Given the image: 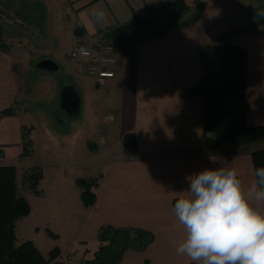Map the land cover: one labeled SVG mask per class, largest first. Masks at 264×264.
Returning a JSON list of instances; mask_svg holds the SVG:
<instances>
[{"label": "crops", "instance_id": "1", "mask_svg": "<svg viewBox=\"0 0 264 264\" xmlns=\"http://www.w3.org/2000/svg\"><path fill=\"white\" fill-rule=\"evenodd\" d=\"M172 1L75 0L73 5L79 7L73 13L68 11L60 15L62 11H58L59 15L37 23L29 15L23 17L18 10L20 1L12 0L11 9L24 19L25 25L12 34H5L0 29V44L6 43L0 47V111L15 109L14 114L0 119V160L13 150L22 153L24 129L33 127H29L25 122L27 119L21 115L30 108L29 100L42 104L44 100H53L57 96L61 99L62 90L72 87L81 99L80 113L75 119V124L81 129L80 119L83 114L88 116L91 108L89 99L87 103L84 101V91L89 94L94 87L100 90L104 85L109 88L113 104L119 105V120L112 128L113 134L107 130L100 133L98 140L91 135L81 139L89 151L100 150V144H105L103 151L109 155L114 151L118 163L124 164L119 172L123 171L132 178L138 175L146 177L149 183L158 181L165 185L170 177L189 174L190 171L184 169H189V160L196 157L192 154L198 155L204 148H216L204 143V100L192 93L191 88L202 78L201 50L216 44L223 33H230L231 41L243 46L248 53L249 109L245 122L249 126L264 125V15L260 10L264 6L263 0L259 3L254 0H187L190 11L183 23L163 36L156 33L145 36L136 45L134 58L120 53L114 77L90 75L83 62L68 57V50L74 44L107 40L104 34L108 30L130 22L138 15L160 10L165 21L168 18L167 7ZM201 4L204 5L203 12L193 20ZM252 8L257 12L253 13ZM100 12L104 14L102 19L96 15ZM190 20L193 21L184 23ZM256 21L260 26H255ZM43 59L55 61L58 69H40L37 65ZM106 104H109L108 100ZM54 107L48 113L45 110L46 116H42L53 140L59 143L64 138L58 131L69 121L60 124L56 114L63 113L64 117L66 112ZM97 115L95 120H87L95 128L101 126L100 113ZM79 133L67 140H79ZM128 133L137 138L136 151H131L124 142ZM63 149L59 147L54 152ZM70 152L78 154L79 149L76 147L74 151L71 148ZM215 157V152L211 153L210 160L215 161ZM163 160H166L165 164L154 163L149 167L150 163ZM140 165H147V173L141 174L140 170L144 168L141 169ZM44 194L41 192L38 197Z\"/></svg>", "mask_w": 264, "mask_h": 264}, {"label": "rangeland", "instance_id": "2", "mask_svg": "<svg viewBox=\"0 0 264 264\" xmlns=\"http://www.w3.org/2000/svg\"><path fill=\"white\" fill-rule=\"evenodd\" d=\"M19 1L21 15H29L37 23L59 15L58 11H62L60 15L68 11L73 13L79 7L73 5L75 0ZM255 10L257 12L256 8L251 9L253 13ZM260 10L263 16L264 6ZM52 11H55L54 14ZM255 26H260V23L256 21ZM2 31L5 34L15 32ZM23 93L22 98L25 99ZM111 97L109 88L104 85L100 90L94 87L89 94L84 91V101L87 103L89 99L91 102L88 116L83 114L80 129L74 118L64 114L62 118L69 124L58 131L64 138L59 143L53 140L42 116H46L45 110L48 113L54 106L61 110L59 96L53 100L46 99L42 104L29 100L30 108L21 115L32 122L25 121L29 127L33 126L26 130L32 142L31 150L29 154H22V145L21 154L13 150L0 160L2 165L11 164L18 168L20 191L27 195L31 203L30 214L16 222V244L32 240L47 258L52 249L59 247L61 254L58 260L61 264H195L176 252L185 233L178 225L173 207L176 198L189 187L187 177L205 168H217L220 166L218 161L226 159L231 167L238 170L247 188L254 179L252 152L264 148V138L253 142H227L212 150L204 148L198 155L192 154L196 157L189 160V169H184L190 171L189 174L170 177L165 185L156 181L157 178L154 179L156 182L149 183L146 177L138 175L132 178L123 171L119 172L124 164L118 163L114 151L111 155L103 151L105 144L101 143L100 150L91 152L81 140L85 135L98 140L100 133L107 130L113 134L112 128L119 120V105L113 104ZM99 113L101 126L92 127L87 120H95ZM78 133L79 140H67ZM59 147L64 149L54 152ZM76 147L78 154L70 152ZM212 151L215 152L216 163L210 160ZM154 163L165 164L166 160L150 163L149 167ZM146 167L141 166V169L144 168L140 170L141 174L147 173ZM36 170L44 174L38 188L45 194L40 197L28 189L24 181L26 172ZM79 178L98 181L92 187L97 193L94 204H86L82 199L84 186L79 185ZM256 206L264 211V204Z\"/></svg>", "mask_w": 264, "mask_h": 264}, {"label": "trees", "instance_id": "3", "mask_svg": "<svg viewBox=\"0 0 264 264\" xmlns=\"http://www.w3.org/2000/svg\"><path fill=\"white\" fill-rule=\"evenodd\" d=\"M199 6L197 20L203 12ZM168 18L164 21L160 10H152L145 15H138L132 21L108 30L104 36L113 42L116 48L129 58H134L136 45L147 35L154 33L163 36L172 30L190 11L187 0H174L167 7ZM193 20L185 21L189 24ZM1 30L2 27H0ZM6 43H1L4 47ZM247 50L230 39V33L219 36L218 42L208 45L200 52L202 78L191 88V92L204 100V143L217 147L227 142H253L264 138V125H247L245 116L249 109L247 98L246 64ZM13 107L0 111L3 116L14 114ZM124 142L131 151L138 148L137 138L133 133L124 137ZM32 142L29 134L23 132V153L29 154ZM254 167L264 165V148L252 152ZM44 174L41 170L28 171L24 175L27 188L40 195L38 188ZM84 186L81 191L86 204H94L97 193L92 190L98 181L79 178ZM177 199V198H176ZM31 205L20 191L18 168L15 165H0V264H61L58 257L59 247L51 250L47 258L32 240L16 244V222L29 215ZM53 234L52 231H50Z\"/></svg>", "mask_w": 264, "mask_h": 264}, {"label": "clouds", "instance_id": "4", "mask_svg": "<svg viewBox=\"0 0 264 264\" xmlns=\"http://www.w3.org/2000/svg\"><path fill=\"white\" fill-rule=\"evenodd\" d=\"M218 163L187 177L189 187L174 203L185 233L176 252L195 264H264V211L256 206L264 204V165L245 188L236 168Z\"/></svg>", "mask_w": 264, "mask_h": 264}, {"label": "built area", "instance_id": "5", "mask_svg": "<svg viewBox=\"0 0 264 264\" xmlns=\"http://www.w3.org/2000/svg\"><path fill=\"white\" fill-rule=\"evenodd\" d=\"M12 0H0V27L13 31L25 25L24 19L11 9ZM71 60H80L88 74L99 78L114 77L119 63V51L113 42L98 44L78 42L68 50Z\"/></svg>", "mask_w": 264, "mask_h": 264}, {"label": "water", "instance_id": "6", "mask_svg": "<svg viewBox=\"0 0 264 264\" xmlns=\"http://www.w3.org/2000/svg\"><path fill=\"white\" fill-rule=\"evenodd\" d=\"M40 69L56 70L58 65L55 61L50 59H43L37 65ZM81 99L79 93L72 87H65L61 92V109L65 111L70 117L77 119L80 113ZM63 113H57L56 119L62 125L66 120L62 118Z\"/></svg>", "mask_w": 264, "mask_h": 264}]
</instances>
